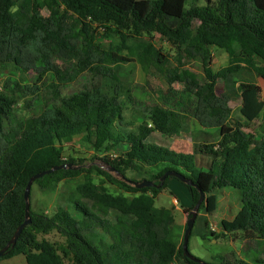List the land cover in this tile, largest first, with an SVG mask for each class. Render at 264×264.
I'll use <instances>...</instances> for the list:
<instances>
[{"label": "trees", "instance_id": "trees-1", "mask_svg": "<svg viewBox=\"0 0 264 264\" xmlns=\"http://www.w3.org/2000/svg\"><path fill=\"white\" fill-rule=\"evenodd\" d=\"M185 3L0 0V75L11 68L28 82L8 78L0 87V250L24 220L23 194L32 176L61 165L79 167L37 179L34 183L41 190L84 177L52 217L30 207L31 223L0 260L23 256L26 264H201L183 255V235L175 240L172 211L154 207L172 177L160 189H136L95 166L81 167L73 156L64 157L65 148L78 136L91 147L94 160L127 179L131 172L159 184L168 171L182 174L204 193L199 212L208 216L217 208L216 190H238L241 208L232 220L221 221V234L239 232L247 243L264 242V136L257 137L233 119L228 102L217 94L222 84L229 100L238 97L239 113L248 123L264 110L260 87L237 80L243 69L264 74L255 63L264 61V0H207L187 10ZM93 25L103 28L107 37H116L117 44L103 48ZM154 35L166 42L167 52L154 45ZM212 48L228 56V65L217 72L212 69ZM193 60L201 62L204 81L190 115L202 129L215 131V142H192L189 153L170 150V141L186 135L187 118L162 103L143 104L142 122L134 132L123 133L121 128L132 125L123 117L125 106L133 103L131 89L104 66L136 63L146 75L153 69L170 92L183 79L182 68ZM104 78L108 86H102ZM79 79L81 88L74 90ZM29 97L25 103L32 115L22 119L14 107ZM154 133L166 142L150 143ZM94 172L101 178L98 185L91 178ZM105 183L121 192L110 194ZM183 185L191 198L185 211L189 218L199 192ZM110 210L141 220L140 236L120 242L102 217ZM50 233L61 242L39 238ZM204 236L217 237L208 223ZM237 264H264V250Z\"/></svg>", "mask_w": 264, "mask_h": 264}, {"label": "rangeland", "instance_id": "rangeland-1", "mask_svg": "<svg viewBox=\"0 0 264 264\" xmlns=\"http://www.w3.org/2000/svg\"><path fill=\"white\" fill-rule=\"evenodd\" d=\"M216 0H211L215 2ZM205 0H186L185 9L195 6H203ZM42 15H44L42 13ZM198 22L193 23V29L196 28ZM93 35L96 42L103 48H110L113 44H117L118 39L109 38L103 28H99L93 25ZM153 43L157 48H161L164 52H167L166 42L159 36H153ZM213 63L212 69L214 72L226 67L228 65L227 54L218 48H212ZM173 51L170 54L173 55ZM258 67L264 68V61L256 59L255 61ZM58 67L63 68L64 65L58 63ZM104 69L112 71L119 78V80L130 87L131 94L133 97V103L126 105L123 111L124 122L126 124H132L121 128L123 133L134 132L137 125L142 122L143 117L141 114V108L143 104L151 103H162L170 109L180 113L183 117L187 118L186 121V135H183L179 139L174 140L173 152L188 153L191 150L192 142H215L216 133L214 130L202 129L197 122L191 117L190 111L193 108L195 102V94L204 81V74L202 65L199 60L188 61L182 68L183 79L175 83L172 90L169 92L168 86L163 77L156 73L153 69L149 70L146 75L141 71V68L136 63H118L114 65L104 66ZM8 78H15L16 80L23 81L22 84H27V80L16 72L15 70L8 68L6 71H2L0 75V87L6 83ZM237 80L248 81L259 86L261 89L260 99L264 101V74L258 75L255 72L243 69L237 75ZM32 83H35V79H32ZM73 86V89L81 88L82 81H77ZM102 86H108L109 80L107 78L102 79ZM217 94L224 102H228V108L231 112L233 119L238 120L244 127L250 130L251 133L257 137L263 135L264 131V110L260 113L259 118L253 123L245 121L239 113V98L233 97L230 100L224 93L222 84L217 87ZM25 98L20 100L15 105V113L18 117L25 119L32 115V111L29 110ZM33 112H37V109L33 106ZM208 134V135H205ZM150 143L164 144L165 139L160 137L159 134L154 133L148 140ZM168 147V146H167ZM112 155L117 152H111ZM68 155L78 159V163L81 167L90 168L97 167L102 169L115 178H118L115 173L108 170V167L102 164L98 160H94L95 156L91 147L87 144L83 137L78 136L74 138L72 144H69L64 151V157ZM127 177L132 181H141L147 179V175L137 173H127ZM94 184L98 185L101 178L96 172L91 176ZM84 182V177L80 176L75 181H62L51 185L46 190H41L37 183H34L31 187L30 193V207L34 213L44 214L52 217L56 211L58 204H61L65 199L74 196V191L77 185ZM105 188L110 194L116 195L121 191L116 185L109 183L104 184ZM215 195L218 200V207L216 211L208 218V227L210 231V225L215 228L214 233L217 237L202 238L195 236L198 229L202 228L199 225L200 217L195 223L193 233L191 234L188 241L189 253L203 262L209 264L210 260L214 257H223L224 260L229 264H237V261H247L256 257L260 251L264 250V242L262 244L247 243L243 240L242 235L239 232L223 233L221 234L220 223L222 220L230 221L234 218L237 212L240 210L242 205L241 193L238 190L232 188H222L216 190ZM155 208H164L171 210L174 216L173 231L175 232V240L178 242L182 238L184 226L186 224L188 214L183 217V209L191 207V199L188 190L175 178L168 179L166 188L157 196ZM68 209L72 211L71 207ZM105 220L109 221L117 232V239L120 242L138 238L139 224L141 220L134 219L131 216H125L115 210H110L102 216ZM49 242H61V238L55 234L50 233L48 235L39 236ZM114 243V242H113ZM112 244V243H111ZM113 245V244H112ZM215 260V259H214ZM0 264H26L23 256H17L10 259H1Z\"/></svg>", "mask_w": 264, "mask_h": 264}, {"label": "water", "instance_id": "water-1", "mask_svg": "<svg viewBox=\"0 0 264 264\" xmlns=\"http://www.w3.org/2000/svg\"><path fill=\"white\" fill-rule=\"evenodd\" d=\"M207 1V0H205ZM79 167H72L70 164L68 165H61V166H56L53 167L49 170H45L42 171L34 176H32L25 187L24 190V194H23V198H24V202H25V214H24V220L23 222L16 228L15 232L13 233L12 237L10 238V240L7 242V244L0 250V258L4 257L8 250L10 248H13L19 238V236L21 235L23 229L28 226L31 223V220L29 218V209H30V191H31V187L33 185V183L39 179L42 178L45 175L51 174L55 171L61 170V169H78ZM108 170L115 173L116 176H118V178L136 188V189H142V188H149V187H154L156 189H160L165 181L166 178L168 177H172L177 179L178 181H180L182 184L188 185L192 188H195L198 190L199 192V199L198 202L194 205V207L191 209V211L189 212V218L186 221V228L184 230V234H183V243H182V249H183V255L188 258L191 261L194 262H200L201 264H207L205 262H201L200 260H198L197 258L193 257L189 251H188V241H189V236L191 234L192 228L194 226L196 217L198 215L199 212V208L201 206V204L204 202L205 199V195L204 193L199 189V187H197L196 185H194L190 180H188L187 178H185L182 174L177 173L175 171H168L166 172L160 179H159V184H155L152 181H149L147 179L141 180V181H132L129 180L123 176H120L117 172L114 171L113 168L108 167Z\"/></svg>", "mask_w": 264, "mask_h": 264}, {"label": "crops", "instance_id": "crops-1", "mask_svg": "<svg viewBox=\"0 0 264 264\" xmlns=\"http://www.w3.org/2000/svg\"><path fill=\"white\" fill-rule=\"evenodd\" d=\"M174 140L175 139H173L172 141H170V143H169V146H168V148L169 149H172V150H175V148H174ZM190 152V151H189ZM188 152V153H189ZM180 182V181H179ZM168 184V183H167ZM184 186V185H183ZM191 199V198H190ZM217 207H218V200H217ZM190 208V207H189ZM188 208V209H189ZM188 209H183V217L185 218V216L187 215L186 213H185V211L186 210H188ZM217 209V208H216ZM200 217V222H199V225H200V227H202V228H200V229H198V231H197V233H195L194 235L195 236H200V237H202V238H207V237H205L204 235H205V232H206V223H208V218H209V216L207 215V213L204 211V210H202V211H200L199 213H198V215H197V217H196V220H195V223L197 222V220H198V218ZM188 219V218H187ZM195 223H194V226H195ZM175 224V223H174ZM193 229H194V227L192 228V233H193ZM211 229H213L214 231H215V228L213 227V226H211L210 225V230ZM212 231V230H211ZM214 231H212V232H214ZM215 259V260H214ZM222 262H227L226 260H224L223 259V257H214V258H212L211 260H210V262H209V264H220V263H222Z\"/></svg>", "mask_w": 264, "mask_h": 264}, {"label": "built area", "instance_id": "built-area-1", "mask_svg": "<svg viewBox=\"0 0 264 264\" xmlns=\"http://www.w3.org/2000/svg\"><path fill=\"white\" fill-rule=\"evenodd\" d=\"M212 231H214L213 229H211ZM173 264V263H172Z\"/></svg>", "mask_w": 264, "mask_h": 264}]
</instances>
